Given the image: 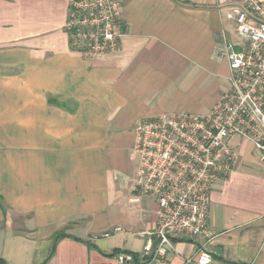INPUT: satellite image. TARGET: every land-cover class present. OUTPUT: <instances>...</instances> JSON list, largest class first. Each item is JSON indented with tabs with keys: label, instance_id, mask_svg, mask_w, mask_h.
Wrapping results in <instances>:
<instances>
[{
	"label": "crops",
	"instance_id": "obj_1",
	"mask_svg": "<svg viewBox=\"0 0 264 264\" xmlns=\"http://www.w3.org/2000/svg\"><path fill=\"white\" fill-rule=\"evenodd\" d=\"M242 2L123 0L120 50L90 59L68 45L67 0H0V260L142 264L156 206L131 201L133 128L217 103ZM230 145L238 160L212 187L209 236L148 264H197L201 251L209 264H264V166L250 142Z\"/></svg>",
	"mask_w": 264,
	"mask_h": 264
},
{
	"label": "built area",
	"instance_id": "obj_2",
	"mask_svg": "<svg viewBox=\"0 0 264 264\" xmlns=\"http://www.w3.org/2000/svg\"><path fill=\"white\" fill-rule=\"evenodd\" d=\"M122 2L67 0L64 32L70 49L90 59L118 52L124 36ZM228 17L235 40L221 51L229 76L217 103L203 114H163L133 128L137 170L131 201L146 197L156 206V226L147 233L142 264L173 252L175 241L209 236L212 187L238 160L231 139L250 142L264 166V0H243ZM115 259L133 263L127 253ZM196 263L209 264V255L199 252Z\"/></svg>",
	"mask_w": 264,
	"mask_h": 264
},
{
	"label": "trees",
	"instance_id": "obj_3",
	"mask_svg": "<svg viewBox=\"0 0 264 264\" xmlns=\"http://www.w3.org/2000/svg\"><path fill=\"white\" fill-rule=\"evenodd\" d=\"M59 238H60V235H56V236L54 237V239H53V246L55 245V243L57 242V240H58ZM52 249H53V248H52ZM52 251H53V250L50 251V253L48 254V257L52 255ZM0 264H5V262L2 261V260H0Z\"/></svg>",
	"mask_w": 264,
	"mask_h": 264
},
{
	"label": "rangeland",
	"instance_id": "obj_4",
	"mask_svg": "<svg viewBox=\"0 0 264 264\" xmlns=\"http://www.w3.org/2000/svg\"><path fill=\"white\" fill-rule=\"evenodd\" d=\"M235 50H237V48H235Z\"/></svg>",
	"mask_w": 264,
	"mask_h": 264
}]
</instances>
